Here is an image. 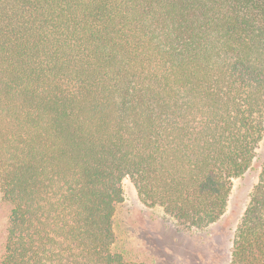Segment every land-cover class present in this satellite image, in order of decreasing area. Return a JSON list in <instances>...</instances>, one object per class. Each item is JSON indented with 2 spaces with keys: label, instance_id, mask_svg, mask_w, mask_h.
<instances>
[{
  "label": "trees",
  "instance_id": "trees-1",
  "mask_svg": "<svg viewBox=\"0 0 264 264\" xmlns=\"http://www.w3.org/2000/svg\"><path fill=\"white\" fill-rule=\"evenodd\" d=\"M263 135L264 0H0V264H140L124 179L204 229ZM230 264H264V164Z\"/></svg>",
  "mask_w": 264,
  "mask_h": 264
},
{
  "label": "rangeland",
  "instance_id": "rangeland-1",
  "mask_svg": "<svg viewBox=\"0 0 264 264\" xmlns=\"http://www.w3.org/2000/svg\"><path fill=\"white\" fill-rule=\"evenodd\" d=\"M264 164V135L253 167L233 182L225 215L204 229H182L161 207L146 206L130 178L115 213L117 251L140 264H230L233 241ZM11 211L0 193V248Z\"/></svg>",
  "mask_w": 264,
  "mask_h": 264
}]
</instances>
